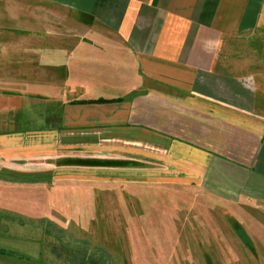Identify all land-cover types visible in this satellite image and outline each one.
<instances>
[{"label": "crops", "instance_id": "crops-1", "mask_svg": "<svg viewBox=\"0 0 264 264\" xmlns=\"http://www.w3.org/2000/svg\"><path fill=\"white\" fill-rule=\"evenodd\" d=\"M14 1L39 7L0 4L1 194L109 174L264 208V88L220 67L264 0Z\"/></svg>", "mask_w": 264, "mask_h": 264}, {"label": "rangeland", "instance_id": "rangeland-1", "mask_svg": "<svg viewBox=\"0 0 264 264\" xmlns=\"http://www.w3.org/2000/svg\"><path fill=\"white\" fill-rule=\"evenodd\" d=\"M49 28L65 32L57 19ZM220 67L264 88V33L226 41ZM128 179L87 175L54 192L0 193L4 204H23L0 209V249L16 254L0 255V264H264V208H232L200 192L145 189L141 177Z\"/></svg>", "mask_w": 264, "mask_h": 264}, {"label": "trees", "instance_id": "trees-1", "mask_svg": "<svg viewBox=\"0 0 264 264\" xmlns=\"http://www.w3.org/2000/svg\"><path fill=\"white\" fill-rule=\"evenodd\" d=\"M98 102H103V101H98ZM0 255H4V256H16V254L12 251H8L5 249H0Z\"/></svg>", "mask_w": 264, "mask_h": 264}]
</instances>
